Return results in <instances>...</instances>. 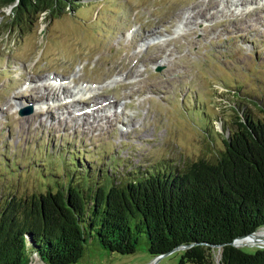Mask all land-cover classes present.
<instances>
[{
    "label": "rangeland",
    "instance_id": "374dc122",
    "mask_svg": "<svg viewBox=\"0 0 264 264\" xmlns=\"http://www.w3.org/2000/svg\"><path fill=\"white\" fill-rule=\"evenodd\" d=\"M75 1L30 27L0 4V188L9 189L4 165L18 188L29 170L60 172L74 157L97 177L164 158L213 160L236 107L262 116L264 0ZM146 247L143 236L127 254L92 239L71 264H178L181 249L153 260Z\"/></svg>",
    "mask_w": 264,
    "mask_h": 264
},
{
    "label": "trees",
    "instance_id": "16d2710c",
    "mask_svg": "<svg viewBox=\"0 0 264 264\" xmlns=\"http://www.w3.org/2000/svg\"><path fill=\"white\" fill-rule=\"evenodd\" d=\"M0 4L11 5L16 25L30 27L43 12L77 2ZM242 106L235 109L234 130L221 132L224 146L213 160L179 166L164 158L144 168L107 169L108 175L97 177L88 166L83 175L86 162L74 157L59 162L60 172L51 170L55 163L49 174L29 170L28 187L18 188L12 169L2 166L1 180L9 189L0 188V264L75 263L92 239L127 254L135 252L141 236L152 258L181 249L178 264H264V246L248 250L232 244L264 226V103L256 102L261 117L247 115ZM17 191L25 194L16 197Z\"/></svg>",
    "mask_w": 264,
    "mask_h": 264
},
{
    "label": "bare ground",
    "instance_id": "6f19581e",
    "mask_svg": "<svg viewBox=\"0 0 264 264\" xmlns=\"http://www.w3.org/2000/svg\"><path fill=\"white\" fill-rule=\"evenodd\" d=\"M240 2H242V1L240 0ZM200 13H201V11L200 10H197V14H200ZM186 24H187V21H186ZM155 33H156V31L155 32H152V34H155ZM61 91H62L63 94H69L70 93L69 90H67V89L65 90V88H63V87H62V90ZM92 98H93V101L96 104L99 105V108L98 109H101L103 107V104L105 105L106 102H107L106 98H104V97L101 98V95L100 96H95V97H92ZM78 104L79 103L76 102V99H74L72 105L76 106ZM110 104H111V102L109 101L108 102V105H110ZM240 243H243V244H251V245L252 244L263 245L264 244V228H259L258 230L254 231L250 235H248V236H246L244 238H241L240 239Z\"/></svg>",
    "mask_w": 264,
    "mask_h": 264
},
{
    "label": "water",
    "instance_id": "95a60500",
    "mask_svg": "<svg viewBox=\"0 0 264 264\" xmlns=\"http://www.w3.org/2000/svg\"><path fill=\"white\" fill-rule=\"evenodd\" d=\"M158 68H160V67H158ZM30 110H32V107H31V106L29 107V109H28L26 112H28V111H30ZM251 233H253V232H250V233H248V234H245V235H241V236L236 237V238L232 241V244H234V245H236V246L241 245L240 242H239V238H241V237H243V236H246V235H250ZM263 246H264V244H263ZM174 249H176V248H172V249L169 250V251H166V252H163V253H161V254H158L157 256H154L152 259H153V260H157V259H159L160 257H162V256H164V255H166V254H168L170 251H172V250H174Z\"/></svg>",
    "mask_w": 264,
    "mask_h": 264
}]
</instances>
